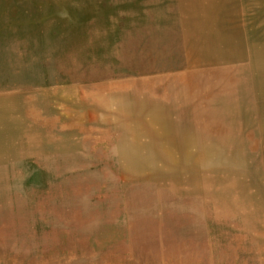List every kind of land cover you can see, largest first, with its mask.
<instances>
[{
    "label": "rangeland",
    "instance_id": "1",
    "mask_svg": "<svg viewBox=\"0 0 264 264\" xmlns=\"http://www.w3.org/2000/svg\"><path fill=\"white\" fill-rule=\"evenodd\" d=\"M261 177L264 0H0V264H155L142 197ZM224 237L264 264V231Z\"/></svg>",
    "mask_w": 264,
    "mask_h": 264
},
{
    "label": "crops",
    "instance_id": "2",
    "mask_svg": "<svg viewBox=\"0 0 264 264\" xmlns=\"http://www.w3.org/2000/svg\"><path fill=\"white\" fill-rule=\"evenodd\" d=\"M187 33L189 31L185 35ZM159 102L165 103L155 105L154 103L157 102L149 100V107L147 106L150 111L156 112L155 121H159V115L164 113L162 106L170 109L174 105V101L170 99ZM195 110V113H191L193 116H203L202 112H199L198 109ZM157 137L161 138L156 134L154 141L158 139ZM239 182L241 184V181ZM251 183L250 196L238 193L217 195L211 193H163L164 191H162L142 197L153 198V200L146 201L154 204L135 209L138 214H133L132 220L137 216H140L139 219H141L143 215H146L147 220L143 224L142 221H139L140 226L150 228L155 224V227L159 228V247L147 248V251L151 252L150 257L154 263L217 264L216 256L228 258L230 255L228 251L216 252L217 247L219 248L226 241L225 237L222 241V235H225L228 230L247 231L249 235L256 233L258 237L260 232L264 231L261 229L264 228V200H261L264 198V189H260V186L264 188V182L261 177L252 179ZM230 196H236L235 200H232ZM124 212L126 213L127 209H124ZM152 214L156 215L154 219L151 218ZM216 219H219L222 225L217 226L222 234L220 237L215 236L213 223ZM223 228L227 231L225 234ZM152 251L156 252L152 253ZM226 258V262L223 264L233 263L228 262Z\"/></svg>",
    "mask_w": 264,
    "mask_h": 264
}]
</instances>
